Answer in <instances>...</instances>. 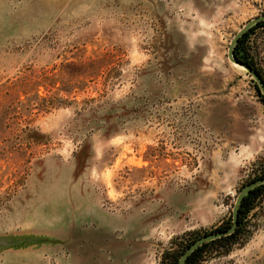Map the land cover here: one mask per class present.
<instances>
[{"label": "rangeland", "instance_id": "rangeland-1", "mask_svg": "<svg viewBox=\"0 0 264 264\" xmlns=\"http://www.w3.org/2000/svg\"><path fill=\"white\" fill-rule=\"evenodd\" d=\"M260 16L264 0H0V264H162L229 223L264 175V98L228 58ZM244 46L264 77V23ZM262 242L264 194L200 264H264Z\"/></svg>", "mask_w": 264, "mask_h": 264}, {"label": "trees", "instance_id": "trees-1", "mask_svg": "<svg viewBox=\"0 0 264 264\" xmlns=\"http://www.w3.org/2000/svg\"><path fill=\"white\" fill-rule=\"evenodd\" d=\"M263 23L264 22H261L257 25H261ZM252 29H253V27L247 33H245L243 35V37L239 40V43L236 45L234 54H235V58L238 61L252 67L254 70H256L262 76V78L264 80L262 73L260 72L259 68L256 66L255 62L253 61L252 57L250 56V52L248 50H246V48L244 46L245 39L247 38L249 33H251ZM263 101H264V99H263ZM259 178H255V180H257ZM263 194H264V185L252 190L249 194H247L245 196L244 200L242 201L241 206H240L239 226H238L236 232L230 236L205 243L203 246L199 247L197 250H195L192 253V255L188 258V260L186 261L185 264H200L203 261L204 257L206 256V253L209 250L213 251L214 249H217V248L218 249L225 248V249L229 250L232 247V245L236 244L237 241L240 239L241 234H243V232H244V229L246 226V221H247L251 211L253 209H255L257 200ZM231 225H232V217H231L229 223H227L224 226H221L219 229H217V231L227 230ZM190 235L192 236L194 234H190ZM197 239L198 238L190 240L187 243L184 242V240L176 243L175 248L167 251L164 254L162 264H178L183 253Z\"/></svg>", "mask_w": 264, "mask_h": 264}, {"label": "water", "instance_id": "water-1", "mask_svg": "<svg viewBox=\"0 0 264 264\" xmlns=\"http://www.w3.org/2000/svg\"><path fill=\"white\" fill-rule=\"evenodd\" d=\"M264 22V16H260L257 17L253 20H251L249 23H247L241 30L240 32L234 37V39L231 41L230 46H229V50H228V58L229 60L234 63L237 64L241 67H243L248 74L254 79V81L256 82L259 91L261 93V95L264 98V80L262 78V76L256 71L254 70L252 67L238 61L235 58V48L236 45L239 43V40L243 37V35L249 31L252 27H254L255 25ZM264 185V176L254 180L253 182L247 184L239 193L235 205L233 207V211H232V225L227 229V230H223V231H218V232H214V233H210L207 235H204L202 237H200L199 239H197L192 245H190L187 250L183 253V255L181 256L179 263L178 264H185L186 261L188 260V258L192 255V253L197 250L199 247L203 246L205 243L217 240V239H221L227 236H230L232 234H234L239 226V211H240V206L242 201L244 200L245 196L247 194H249L252 190L263 186Z\"/></svg>", "mask_w": 264, "mask_h": 264}, {"label": "crops", "instance_id": "crops-1", "mask_svg": "<svg viewBox=\"0 0 264 264\" xmlns=\"http://www.w3.org/2000/svg\"><path fill=\"white\" fill-rule=\"evenodd\" d=\"M262 243H263L262 244L263 246L260 250V253H262L261 257H264V242ZM73 264H125V262L118 260V259H111V257H108V256L98 257V260H95L93 256L90 257L87 254V255H83V258L81 260L77 256V260L76 261L74 260Z\"/></svg>", "mask_w": 264, "mask_h": 264}, {"label": "built area", "instance_id": "built-area-1", "mask_svg": "<svg viewBox=\"0 0 264 264\" xmlns=\"http://www.w3.org/2000/svg\"><path fill=\"white\" fill-rule=\"evenodd\" d=\"M251 57H252V55H251ZM252 59H253V61H255L253 57H252Z\"/></svg>", "mask_w": 264, "mask_h": 264}, {"label": "bare ground", "instance_id": "bare-ground-1", "mask_svg": "<svg viewBox=\"0 0 264 264\" xmlns=\"http://www.w3.org/2000/svg\"><path fill=\"white\" fill-rule=\"evenodd\" d=\"M235 65V64H234ZM235 66H237V65H235ZM240 68H242V67H240Z\"/></svg>", "mask_w": 264, "mask_h": 264}, {"label": "flooded vegetation", "instance_id": "flooded-vegetation-1", "mask_svg": "<svg viewBox=\"0 0 264 264\" xmlns=\"http://www.w3.org/2000/svg\"><path fill=\"white\" fill-rule=\"evenodd\" d=\"M247 32H248V31H247ZM247 32H246V33H247Z\"/></svg>", "mask_w": 264, "mask_h": 264}]
</instances>
